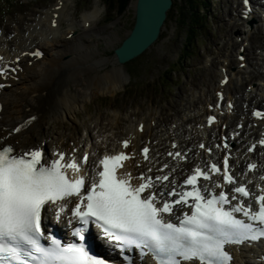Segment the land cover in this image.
<instances>
[{"label":"snow or ice","instance_id":"1","mask_svg":"<svg viewBox=\"0 0 264 264\" xmlns=\"http://www.w3.org/2000/svg\"><path fill=\"white\" fill-rule=\"evenodd\" d=\"M33 55L39 57L41 53L37 51ZM7 72L6 67H0V76ZM253 115L264 118V113L259 111ZM35 119L32 117L15 131L20 132ZM213 122L215 117H209V124ZM122 144L125 149L129 147L127 140ZM259 144L264 146V139ZM228 147L225 143L224 148ZM254 149L255 145L249 151ZM148 153L145 147L142 154L146 160ZM56 155L49 162L39 147L17 153L12 145H0V264H107L91 255L83 243L62 245L59 240L51 239L49 247L41 244L45 235L42 214L46 206L64 202L57 213L59 218L73 197L76 203L71 214L82 226L94 222L105 238L114 240L122 250L133 247L147 250L157 264H233L234 257L226 246L264 239V187L259 189V194H253L245 184L238 183L227 155L223 170L216 163L209 168H194L184 181L191 190L181 192L158 190V183L169 181V175L153 178L144 173L139 176L129 171L118 173L124 168V161L133 159L124 152L104 155L99 161L102 170L91 177L83 169L87 155L81 161L74 157L66 159L62 152ZM168 155L180 159L186 156L181 152ZM256 167L249 164L248 170ZM213 175H221L224 185L233 186L231 198L225 191L213 193L209 198V189L202 188L200 181L212 182ZM260 179L264 180V176ZM214 187L222 185L214 183ZM165 196L178 199L169 201ZM249 197L258 209L247 201ZM232 201L238 203L233 205ZM176 205H187L190 209V214L185 212L178 218L179 224L165 216H171ZM225 205L231 207L226 209ZM236 213L246 219L237 218ZM72 235L84 240L81 228H76Z\"/></svg>","mask_w":264,"mask_h":264},{"label":"bare ground","instance_id":"2","mask_svg":"<svg viewBox=\"0 0 264 264\" xmlns=\"http://www.w3.org/2000/svg\"><path fill=\"white\" fill-rule=\"evenodd\" d=\"M132 2L133 1H131V3ZM99 13L98 8L93 7L89 12L84 14L81 13V16L83 15L82 21L74 22L70 19V15L66 13V3L63 0H57L53 6L50 5L45 9L40 14V17L33 18L32 15L29 14V16L24 19V21L29 24L26 28L18 27L13 37H7L6 34L9 32L8 30H6L5 33L3 31L0 33V54L2 51L3 53H10L11 55L4 54L5 57H9L8 59L14 57V54L18 55L20 51L28 49L30 46H37L39 41L43 46L53 51L52 54L43 56L41 60H36L31 63V65H25L23 71L20 72L22 81L20 83L19 81L13 83L11 87L4 89L1 93L3 106L0 117V130L2 128H9L7 131H10L17 122L26 120L24 118L31 119L32 117H36V119L27 127H24L15 138H19V141L22 143L27 140H45L51 148L53 146L62 145L64 139L73 140L76 144L82 142L81 137L77 136L80 124L77 111L80 107H84V102L82 101L93 94V89L100 87L103 91H111L113 93L124 85V79L131 78L132 76V74L125 72L122 67L115 66L114 59L99 58L91 61L93 48L85 41V38L89 36L91 32H94L96 36H100V30L102 29L98 28L96 19ZM252 17V20L256 22L261 19L263 20L262 15L257 16L253 14ZM238 19L243 23L246 22L242 17H238ZM62 20L67 23V31L65 33H61ZM86 22H88L87 27L85 24ZM78 25L79 28L77 27ZM261 25L263 26L264 22ZM248 26L251 27L250 31L248 28L241 31V34L244 35L242 43L245 41L251 42L254 37L252 31L254 29H259L258 22L254 23L250 21ZM26 32L27 35L25 34ZM161 32L162 30L159 29V35L162 34ZM105 38L110 43H113L114 39H119L118 36L114 37L112 34H107ZM10 43L13 44L12 48L9 45ZM152 43L153 42L149 44V48L146 47L147 50L151 48L150 46ZM243 52L246 54L247 48H244ZM248 56L249 59L252 58V53L249 52ZM106 61L113 65L110 70L104 72H99V70H97L88 77H84V73L90 69V66L99 68L104 65ZM225 61H228L226 65H224ZM246 61L249 65L246 66L248 68L250 67L249 72L246 71L247 68L242 70L233 67L234 63L228 58H225L222 61L223 64H221V66L226 67L232 74L231 78L224 86L225 93L228 97H234L236 100L234 109L228 112L229 114H226L223 119V122L226 123L229 128L234 126L241 118H248L249 112L247 107L264 102V81L261 83L257 79V76H261L264 79V64L261 66L251 61L249 63L248 57ZM37 66L40 67L39 70L35 68ZM136 71H138V69H136ZM241 73H247V81L245 77H242L240 81L234 79V75H239ZM219 76V73L211 71L209 74V81H202V83H200L201 87L193 89L191 95L194 96V98L195 95L197 96L198 104H196L197 102L193 99H188L186 101L187 105L181 110L183 111L187 107L186 112H183L184 115H181L182 112L180 113V111H177L170 119L160 120L158 116L155 117L158 111L153 106L151 109L148 107L145 111H142L140 108H131L135 111L130 109L131 114H127L128 124L126 129L123 130L120 126L123 117L119 110L112 115L107 124L102 123V118H99L98 124H100V126L98 127L95 125L97 128V136L104 144L109 139L114 143L130 134H134V141H138L139 139L145 140L146 138H151V140L159 139V141L153 145L156 152L164 146L169 145L170 141H177L173 139L175 137H177L179 141H185V136L191 135V139L194 141L199 136V132L195 126L197 123H201V115L205 110L204 107H206L210 99L214 98V92L216 86H218L216 85L217 80L215 81L213 77H217L218 79ZM211 82L213 85H211ZM247 85H251L249 90L246 89ZM176 106L178 105L176 104ZM132 115L135 117L133 118ZM152 120H155V126H152L150 122ZM57 121L68 122L71 123L72 126H70L69 131L66 129V126H63L64 128L59 131H54V129L46 125L50 122L55 124ZM254 121H256V119H254ZM171 122L175 124L174 128H171ZM188 125H190V128L187 127ZM243 125L244 131L240 137L245 134V141L246 139H250L257 130L248 121H245ZM87 127L90 126H84V130L88 131ZM138 128L139 130H136ZM141 131L142 133L140 134ZM173 133L175 135H173ZM35 135L38 137H35ZM68 136L71 137L67 139ZM116 136L118 137L116 138ZM86 137L92 140L94 139V135L88 134ZM239 138L235 139L236 143H238ZM53 141L55 144H53ZM113 143L112 145H114ZM115 144L118 145V142ZM191 144L192 141H189L188 146ZM235 145L239 148L241 144L238 143ZM236 153L238 154L239 152L237 151ZM246 155L249 154L245 152L244 156ZM202 156L201 153L198 154V157ZM190 162L191 160L189 159L188 163ZM234 163L235 165L237 164L235 161ZM248 252L241 251L239 254L240 261L235 260V264H245V262L243 263L244 257L242 256L246 257ZM255 256L259 255L255 254L251 257L255 258ZM251 261H253L254 264H259L257 260Z\"/></svg>","mask_w":264,"mask_h":264},{"label":"rangeland","instance_id":"3","mask_svg":"<svg viewBox=\"0 0 264 264\" xmlns=\"http://www.w3.org/2000/svg\"><path fill=\"white\" fill-rule=\"evenodd\" d=\"M51 1L52 0H33V3H30L31 1H28L27 5L24 3L25 5L21 8L20 11L23 13V15H29L30 13L33 14L36 13L37 10L39 12L40 8H43L45 3H50ZM81 1L82 2H79L78 0H73L71 3L69 2L70 12H73L75 14L77 13L75 19L76 22H79L78 19H80V11H83L85 8H89L92 4V1L94 0ZM231 1L232 0L229 1V9ZM174 2L175 7H173V12L174 14H176L177 10L181 9V3H183V0H174ZM211 2V11H215V17L209 18L208 21L205 22V25L202 27H205L207 29L203 32L209 37V44L207 42H204L201 45H196V43L191 42V46L183 39L182 29L179 27L177 28V26L174 27L173 21H170L167 24L166 29L162 33L164 34L163 39L161 38V40L156 42L147 52L123 64L122 67L125 72H127L128 74L137 73L136 76L130 75L131 78L129 77L128 79H124V85L113 93L111 91H103L101 87L93 89V94H91V96L87 98L88 100L84 99L82 101L84 102V107H80L77 112L80 113L83 110L86 111L87 115H84V117H86L87 123L93 126V116L96 110H98L99 113H105L106 115L110 113L108 112L110 111V109L116 107H119L123 110L126 109V111L130 110L129 107H133L134 109L140 108L142 111H145L148 108L149 101L156 97H160V99H165L168 103V107L170 104L174 105V103L184 104L187 101V93L188 89H190L189 85L193 83L195 86L200 87V83H202V81H209V74L212 70H214L211 69L213 68V66H204L206 68L201 67L203 65L202 61L204 58L201 56L202 54L200 52V47L205 46L208 49V52L210 53L213 51V44L216 43L218 45L217 48L214 49L211 60L216 58L217 50L220 51L222 49L221 52L225 54L227 52L230 53V50L231 52H233L231 46H233L232 41L236 39V37L232 32L236 33L238 30L234 28V30L230 31L232 27L230 25H232V23L224 21V19L222 20V18L225 17V14L222 10L226 9L225 5L217 3L216 0H211ZM15 4V2H12L9 7L11 18H14L15 15H13L12 12H19ZM100 9L103 14L106 13L104 16L105 21L101 20L97 23L98 27L103 28V31H101L102 35L103 33H106L105 35L112 34V36L116 34L119 39L115 41V39L113 38L115 43H110L106 38L102 40L96 38V40H94L93 42L90 40L94 39L93 37H87V39H89L88 43L93 48L91 61L104 57L111 59L112 48L115 47L119 43V40L124 37L127 30L130 29L134 19L133 11L130 7L125 8L124 12L122 13L118 12L119 14L116 11L117 9L115 5L101 4ZM205 15L207 16L206 12ZM7 23L8 20L4 22L6 28ZM222 24H225L226 28H220L219 26ZM11 26L12 24L8 25L9 28ZM238 33L237 35H239ZM254 38L258 41V43L264 41V32H257ZM225 39H227L226 45H228V49L226 48L225 43L224 45H222V42ZM192 52L193 56L188 61V63L183 62V55L190 54ZM48 53L49 50L47 51V54ZM183 60L185 61L184 58ZM171 61H175L176 65L172 69L168 70H172L171 72L164 74L162 71L169 66V63ZM115 65L117 67L119 66L118 64ZM144 65L146 66V68L144 67ZM112 66L113 65H111V63L107 61L104 65L100 66L99 68H96L95 66H90V69L84 73V77H88L91 73L97 70H99V72L110 70ZM37 69L40 68L37 67ZM136 69H138V71H136ZM160 73H163V75H160ZM164 76L166 77L167 81L163 84H158L157 82L160 79H163ZM176 108L177 106L175 107V109ZM171 112L173 113L175 111L171 110ZM79 117L80 116L78 115V118ZM81 118H83V116H81ZM59 124H65L69 126L68 122L57 121L55 122V124H52V127L55 130H59L61 128Z\"/></svg>","mask_w":264,"mask_h":264},{"label":"water","instance_id":"4","mask_svg":"<svg viewBox=\"0 0 264 264\" xmlns=\"http://www.w3.org/2000/svg\"><path fill=\"white\" fill-rule=\"evenodd\" d=\"M170 4L171 0H136L135 24L114 51L119 62L135 57L155 40Z\"/></svg>","mask_w":264,"mask_h":264}]
</instances>
